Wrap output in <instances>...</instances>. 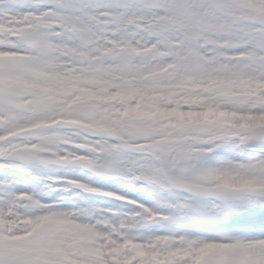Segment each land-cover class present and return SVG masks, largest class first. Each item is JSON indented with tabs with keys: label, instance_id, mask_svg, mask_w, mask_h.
Returning <instances> with one entry per match:
<instances>
[{
	"label": "snow or ice",
	"instance_id": "1",
	"mask_svg": "<svg viewBox=\"0 0 264 264\" xmlns=\"http://www.w3.org/2000/svg\"><path fill=\"white\" fill-rule=\"evenodd\" d=\"M0 264H264V0H0Z\"/></svg>",
	"mask_w": 264,
	"mask_h": 264
}]
</instances>
